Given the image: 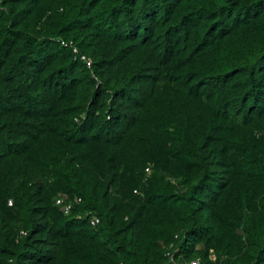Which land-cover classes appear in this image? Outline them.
Listing matches in <instances>:
<instances>
[{
	"label": "trees",
	"instance_id": "16d2710c",
	"mask_svg": "<svg viewBox=\"0 0 264 264\" xmlns=\"http://www.w3.org/2000/svg\"><path fill=\"white\" fill-rule=\"evenodd\" d=\"M194 259L264 264V0H0V264Z\"/></svg>",
	"mask_w": 264,
	"mask_h": 264
},
{
	"label": "built area",
	"instance_id": "2783aa9c",
	"mask_svg": "<svg viewBox=\"0 0 264 264\" xmlns=\"http://www.w3.org/2000/svg\"><path fill=\"white\" fill-rule=\"evenodd\" d=\"M63 44H66L68 45V43H65L63 42ZM85 59V57H83ZM87 64L90 65V61H87ZM147 170H149V168H147ZM135 192H137V190H135ZM82 202V198L81 197H76L74 199H69L67 195H60L59 197H57L56 199V203L58 205H60L62 211L65 213V214H70L72 213V211L74 210V208L76 207L75 205L76 204H80ZM12 201H9V205H12ZM91 223L93 225H96L99 223V218L97 217H93L91 219ZM168 255L170 256V259L173 261L174 259V255L173 253L170 251L168 253ZM188 264H201V260L199 259H194L190 262H188Z\"/></svg>",
	"mask_w": 264,
	"mask_h": 264
}]
</instances>
